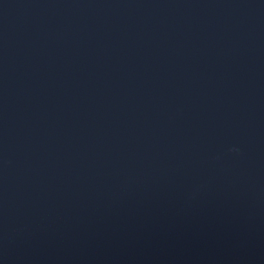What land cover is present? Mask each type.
<instances>
[{
  "label": "water",
  "instance_id": "obj_1",
  "mask_svg": "<svg viewBox=\"0 0 264 264\" xmlns=\"http://www.w3.org/2000/svg\"><path fill=\"white\" fill-rule=\"evenodd\" d=\"M0 264H264V0H0Z\"/></svg>",
  "mask_w": 264,
  "mask_h": 264
}]
</instances>
